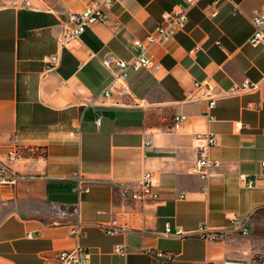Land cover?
<instances>
[{"label":"crops","instance_id":"1","mask_svg":"<svg viewBox=\"0 0 264 264\" xmlns=\"http://www.w3.org/2000/svg\"><path fill=\"white\" fill-rule=\"evenodd\" d=\"M90 1L0 0V158L13 136L29 150L13 166L22 177L0 185V264H43L76 242L91 253L90 264H159L147 249L171 252L172 264H264L255 260L264 252V48L248 43L251 11L264 12V0H199L182 31L150 47L161 74L130 71L127 92L114 91L106 107L98 96L111 74L101 60L132 58V41L183 0H122L107 25H92L60 47L67 16ZM245 80L256 88L217 96L211 122L202 116L206 101L188 100L195 81L226 92ZM175 114L186 120L172 131ZM196 133L216 140L208 158L217 166L205 179L195 170ZM74 172L92 182L89 192L70 191ZM145 172L160 200H122L118 184ZM233 216L249 218L247 235H164L166 223L189 234L201 224L227 227ZM77 219L76 241L69 232ZM114 219L128 230L109 235L99 228ZM36 232L39 238H26ZM116 244L126 247L125 256L113 252Z\"/></svg>","mask_w":264,"mask_h":264},{"label":"built area","instance_id":"2","mask_svg":"<svg viewBox=\"0 0 264 264\" xmlns=\"http://www.w3.org/2000/svg\"><path fill=\"white\" fill-rule=\"evenodd\" d=\"M122 0H91L85 9L77 13H71L64 21L63 33L59 40L60 47H67L82 35V33L92 25L100 24L107 25L110 20V11L116 3ZM199 0H183L181 4L175 6L171 10L162 12L160 22L150 31L144 39H136L132 41V48L134 55L129 60H123L113 56H105L101 60V65L107 69L111 74V80L104 88L102 93L98 96L99 106H112L111 100L114 91L121 93L127 92V79L130 71L145 69L152 76H159L162 72V66L150 55V47L155 44L167 43L173 37L185 28L188 14L190 10L198 3ZM216 11H212L210 16H215ZM250 22L252 25V32L248 37V43L252 46H260L264 48V12L260 9L254 8L251 11ZM218 44V42H217ZM199 50V46H195L189 50L192 54ZM53 67L55 61L53 59L47 61ZM194 91L188 96V100L207 102L206 109L202 116L207 122L213 121L212 109L215 101L219 95H234L239 92H249L256 88V84L243 81L240 85L233 86L226 92H216L207 82L193 83ZM225 93V94H223ZM264 105V103H263ZM186 120L183 114H175L172 116V131H177L181 124ZM99 123V118L96 120ZM241 124H235V129L239 130ZM73 133H78V129H74ZM264 133V129H263ZM196 142L197 159L195 161V170L200 174L202 179L207 177L206 169L217 166V161L208 158V151L211 147L216 145L215 136L210 133H196L194 134ZM150 141L146 142L149 145ZM28 149L20 146L16 142V137L13 136L5 148L4 158H0V185L14 186L22 177L15 169L14 164L24 159ZM33 151L39 152L40 149ZM259 174L264 181V154L258 162ZM243 178V176H240ZM70 180L73 185L70 191L78 196L89 192L92 182L86 179L80 172H74ZM251 181H247L250 185ZM118 196L125 201H130L137 204H145L149 202H158L160 200L158 192L155 189V183L150 172H145L139 178L130 182H121L117 186ZM205 191V188L201 189ZM178 199H184V194H179ZM263 206H264V187H263ZM72 212L78 216L79 201L73 206ZM248 217L233 216L229 218L227 227H220L212 229L205 224L199 225L193 232L185 234L184 232L172 230L169 223L164 224V235L182 238L185 235H193L201 239L209 241H221L231 234L247 235L248 234ZM99 228L106 234L112 235L118 232L128 230L127 226L120 225L114 219L108 224H101ZM69 235L76 241L81 235V222H77L70 228ZM40 233H27V239H37ZM113 252L121 256L127 254V249L123 245L116 244L113 247ZM147 254L153 255L157 258L159 264H172L175 255L171 252L154 251L147 249L144 251ZM91 253L77 242L74 247L64 249L56 252L52 257L44 258L43 264H90ZM256 262L264 263V252L259 253Z\"/></svg>","mask_w":264,"mask_h":264}]
</instances>
